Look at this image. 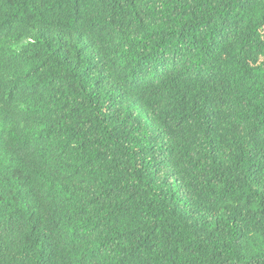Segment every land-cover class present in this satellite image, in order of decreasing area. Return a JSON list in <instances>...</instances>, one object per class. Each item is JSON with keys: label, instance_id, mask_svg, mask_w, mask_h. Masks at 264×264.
<instances>
[{"label": "trees", "instance_id": "trees-1", "mask_svg": "<svg viewBox=\"0 0 264 264\" xmlns=\"http://www.w3.org/2000/svg\"><path fill=\"white\" fill-rule=\"evenodd\" d=\"M0 264H264V0H0Z\"/></svg>", "mask_w": 264, "mask_h": 264}]
</instances>
